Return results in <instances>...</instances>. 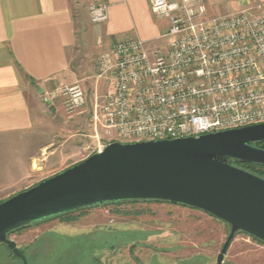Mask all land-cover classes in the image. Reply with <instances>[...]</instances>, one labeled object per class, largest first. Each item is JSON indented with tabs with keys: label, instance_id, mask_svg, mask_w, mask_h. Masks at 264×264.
<instances>
[{
	"label": "built area",
	"instance_id": "built-area-1",
	"mask_svg": "<svg viewBox=\"0 0 264 264\" xmlns=\"http://www.w3.org/2000/svg\"><path fill=\"white\" fill-rule=\"evenodd\" d=\"M168 25L162 46L139 37L117 38L102 58L104 93L91 111L100 150L113 141L198 136L264 122V0L206 17L202 0H149ZM93 23L107 20V5H89ZM66 113L85 104L80 85L61 89Z\"/></svg>",
	"mask_w": 264,
	"mask_h": 264
},
{
	"label": "water",
	"instance_id": "water-1",
	"mask_svg": "<svg viewBox=\"0 0 264 264\" xmlns=\"http://www.w3.org/2000/svg\"><path fill=\"white\" fill-rule=\"evenodd\" d=\"M264 122L198 136L113 141L82 160L0 201V243L21 264L8 235L65 213L111 203L161 201L202 210L229 225L216 258L223 264L243 232L264 242V178L231 161L264 165Z\"/></svg>",
	"mask_w": 264,
	"mask_h": 264
},
{
	"label": "crops",
	"instance_id": "crops-1",
	"mask_svg": "<svg viewBox=\"0 0 264 264\" xmlns=\"http://www.w3.org/2000/svg\"><path fill=\"white\" fill-rule=\"evenodd\" d=\"M98 1L107 5L108 13L105 22L93 23L88 32L94 43L107 47L100 56L98 76H103L102 58L117 38L139 37L149 50L165 48L166 40L160 36L168 21L152 15L149 0ZM202 1L210 17L256 0ZM83 14L77 0H0V188L41 169L55 174L97 150L93 133L85 135L94 142L87 155L83 152L89 149L87 142L75 139L88 113L79 108L67 115L63 95L55 94L57 84L77 78L71 57L87 40ZM6 173L14 175L12 183L5 181Z\"/></svg>",
	"mask_w": 264,
	"mask_h": 264
},
{
	"label": "rangeland",
	"instance_id": "rangeland-1",
	"mask_svg": "<svg viewBox=\"0 0 264 264\" xmlns=\"http://www.w3.org/2000/svg\"><path fill=\"white\" fill-rule=\"evenodd\" d=\"M77 1L84 7L82 22L88 36L84 45L72 53L75 82L57 84L55 94H61V89L68 85L83 88L85 104L80 111L88 116L75 139L81 143L85 140L89 147L94 144L92 138L85 136L93 133L90 113L107 84V75L98 76L100 56L107 47L94 43L88 33L93 24L88 9L96 0ZM90 151L89 147L83 152L87 155ZM51 175L41 169L20 183L0 188V199ZM2 176L9 183L14 181V175ZM228 233L226 222L202 210L166 202L136 201L69 212L24 226L8 237L15 241L29 264H216ZM21 263L0 243V264ZM223 264H264V243L246 233H236Z\"/></svg>",
	"mask_w": 264,
	"mask_h": 264
},
{
	"label": "trees",
	"instance_id": "trees-1",
	"mask_svg": "<svg viewBox=\"0 0 264 264\" xmlns=\"http://www.w3.org/2000/svg\"><path fill=\"white\" fill-rule=\"evenodd\" d=\"M252 145L264 149V141L255 142V143H252ZM231 164L234 165V166L243 168V169H245V170H247V171H249V172H251V173H253V174L257 175V176H260V177L264 178V165H262V164L242 162V161H231ZM148 201H152V200H148ZM132 202H136V201H132ZM157 202H161V201L157 200ZM121 203H124V202L111 203V204H121ZM65 214H67V213H65ZM22 227H24V226H22ZM22 227H20V228H22ZM261 242H263V241H261Z\"/></svg>",
	"mask_w": 264,
	"mask_h": 264
},
{
	"label": "flooded vegetation",
	"instance_id": "flooded-vegetation-1",
	"mask_svg": "<svg viewBox=\"0 0 264 264\" xmlns=\"http://www.w3.org/2000/svg\"><path fill=\"white\" fill-rule=\"evenodd\" d=\"M15 231H16V230H15ZM10 234H11V233H10ZM10 234H9V235H10ZM9 235H8V236H9ZM9 250H10V249H9ZM10 251H11V250H10ZM21 252H22V251H21ZM11 253H12V251H11ZM12 254H13V253H12ZM13 255H14V254H13ZM14 256L17 257L16 255H14ZM17 258H19V257H17ZM19 260L21 261L20 258H19ZM21 262H22V261H21ZM28 264H29V263H28Z\"/></svg>",
	"mask_w": 264,
	"mask_h": 264
}]
</instances>
